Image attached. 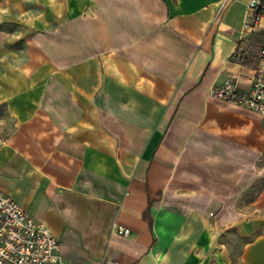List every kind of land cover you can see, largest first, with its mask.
<instances>
[{"label": "crops", "instance_id": "0c3cea01", "mask_svg": "<svg viewBox=\"0 0 264 264\" xmlns=\"http://www.w3.org/2000/svg\"><path fill=\"white\" fill-rule=\"evenodd\" d=\"M0 0V190L72 264H264L249 0ZM131 230L116 235V226Z\"/></svg>", "mask_w": 264, "mask_h": 264}, {"label": "built area", "instance_id": "2783aa9c", "mask_svg": "<svg viewBox=\"0 0 264 264\" xmlns=\"http://www.w3.org/2000/svg\"><path fill=\"white\" fill-rule=\"evenodd\" d=\"M227 0H224L220 11ZM264 17V0H249L243 32H251ZM209 96L264 117V42L248 87L237 78H226L209 90ZM116 235L128 237L131 230L116 226ZM0 264H72L66 262L61 242L42 222L35 220L22 206L0 190ZM105 264H118L107 261Z\"/></svg>", "mask_w": 264, "mask_h": 264}, {"label": "rangeland", "instance_id": "374dc122", "mask_svg": "<svg viewBox=\"0 0 264 264\" xmlns=\"http://www.w3.org/2000/svg\"><path fill=\"white\" fill-rule=\"evenodd\" d=\"M264 163V156L262 157V164ZM262 188H264V179L257 182L252 188H250L244 195L240 197L237 204L241 207H245L246 209H243L240 214L244 217H250L258 213V211H255L254 209L249 207V203H251L255 198V193L260 191Z\"/></svg>", "mask_w": 264, "mask_h": 264}]
</instances>
